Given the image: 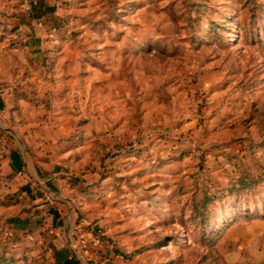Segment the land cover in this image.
Returning <instances> with one entry per match:
<instances>
[{
  "label": "rangeland",
  "instance_id": "obj_1",
  "mask_svg": "<svg viewBox=\"0 0 264 264\" xmlns=\"http://www.w3.org/2000/svg\"><path fill=\"white\" fill-rule=\"evenodd\" d=\"M205 1L198 8L174 1L166 6L169 19L132 21L130 36L93 37L83 45L94 65L89 80H109L101 88L110 89V98L120 88L125 124L121 140L98 165V197L88 201L93 209L81 213L86 222L66 230L64 247L81 264H264V217L243 213L262 211L264 193L215 205L210 235L230 223L213 251L190 216L204 185L225 181L232 154L250 169L256 162L264 166V0ZM196 9L206 13L195 17ZM114 21L100 18L97 25L128 26ZM210 100L222 106L225 118L208 126L204 109ZM186 143L196 146L185 161L192 179L185 178L187 191L180 186L176 194L161 195L145 181L144 170L134 169L136 162L156 168L160 160L178 158ZM94 240L113 245L118 256L92 257ZM6 248L0 242V250ZM11 248L23 257L17 264L63 260L53 246L37 241Z\"/></svg>",
  "mask_w": 264,
  "mask_h": 264
},
{
  "label": "crops",
  "instance_id": "obj_2",
  "mask_svg": "<svg viewBox=\"0 0 264 264\" xmlns=\"http://www.w3.org/2000/svg\"><path fill=\"white\" fill-rule=\"evenodd\" d=\"M174 1L181 2L0 0V242L11 253V247L37 241L53 246L59 261L74 256L64 247L66 230L75 232L86 222L82 214L93 209L88 201L98 197V165L121 140L125 124L120 88H113L111 99L110 89L101 88L109 80H89L87 71L94 65L83 45L93 37L130 36L132 21H151L153 15L169 19L166 6ZM182 1L195 8L206 3ZM116 17L128 26L104 30L97 25L100 18L115 22ZM112 49L117 51L115 45ZM210 101L204 109L208 126L225 118L222 106ZM195 149L182 144L180 157L160 160L156 168L136 162L142 168L134 169L144 170L145 181L157 185L161 195L176 194L180 186L184 192L185 178L192 182L185 161ZM89 233L84 231L92 239ZM94 241L92 257L118 256L113 245Z\"/></svg>",
  "mask_w": 264,
  "mask_h": 264
},
{
  "label": "trees",
  "instance_id": "obj_3",
  "mask_svg": "<svg viewBox=\"0 0 264 264\" xmlns=\"http://www.w3.org/2000/svg\"><path fill=\"white\" fill-rule=\"evenodd\" d=\"M253 19H255V17ZM54 59L55 57L48 61L47 67L50 70L52 69ZM248 148H250V146H248ZM239 158L238 154H232L228 157L229 162L231 159L233 162H230L232 165L230 172L226 171L227 181L225 185H220L218 182H210L208 185H204L199 198L192 202L190 214L191 219L200 229V239L208 244L211 251L215 250L217 240L221 237L222 232L230 223L223 224L218 232L214 233L212 236L210 235V222L212 219V213L216 207L215 205L234 198L246 202L249 197L259 198L264 193V166L259 162H256L254 168L250 169L249 167L242 165V163H238ZM243 213L246 217H264V209L262 211L257 210L251 214H248L247 212ZM22 258L23 257L11 253L7 248L6 250H0V264H17ZM60 264L80 263L71 255L69 258L63 259Z\"/></svg>",
  "mask_w": 264,
  "mask_h": 264
}]
</instances>
